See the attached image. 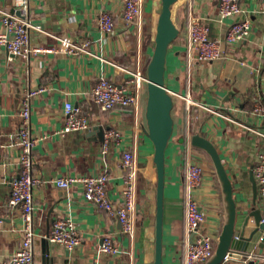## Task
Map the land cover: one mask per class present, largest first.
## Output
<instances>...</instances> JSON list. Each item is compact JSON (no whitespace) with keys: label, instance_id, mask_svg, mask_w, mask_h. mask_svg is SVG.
<instances>
[{"label":"crops","instance_id":"0c3cea01","mask_svg":"<svg viewBox=\"0 0 264 264\" xmlns=\"http://www.w3.org/2000/svg\"><path fill=\"white\" fill-rule=\"evenodd\" d=\"M141 29L127 31L121 20L120 0H32V22L40 30L31 33L32 45L57 50L41 54L30 61L7 60L6 48L0 46V264L9 261L20 249L22 212L9 205L10 181L20 174L21 152L17 144L23 92L27 87L43 88L32 105V133L38 138L33 149V170L44 182L35 192L34 226L39 237L35 243V264H146L153 254L151 238L155 218L144 205L154 196L156 167L153 143L146 134V81L141 88L138 109H115L103 112L90 95L102 75L122 83L146 71L154 50L157 25L155 1L145 0ZM220 0H180L173 14L177 25L184 22L179 38L171 45L167 63V87L174 97L175 133L166 157V191L164 209L165 264H185L187 246L186 172L188 163L196 161L206 171L203 187L196 192L205 214L206 226L217 246L225 226L222 188L215 167L205 152L193 148L191 137L202 134L217 147L223 165L234 184L240 221L260 210L264 202L255 201L251 175L258 155L264 148V117L256 112L264 108V0H243L242 7L251 21L247 38L239 45L227 46L229 57L221 62H201L198 50L188 37L191 16H197L209 27V36L222 41L231 19L219 17ZM13 0H0V34L4 33L1 12L13 13ZM113 16L116 29L104 34L98 16ZM78 45L88 44L87 52L71 56L61 51V38ZM192 102L188 107L186 100ZM66 103L79 106L91 121V129L63 137L56 132L64 125ZM111 130L122 133L120 141L111 142L106 154L103 144ZM104 133V134H102ZM101 134L103 137H101ZM124 151H135L140 168L137 180L136 231L131 239L122 234L121 224L105 211L89 204L78 185L58 189L53 181L59 177L110 175L108 195L113 203L122 198L123 175L120 160ZM151 182V183H150ZM150 183V184H149ZM154 201V200H152ZM70 218L78 226L82 244L74 250L47 245L43 240L52 224ZM250 219L249 227H254ZM110 237L121 254L101 253L104 237ZM264 264V249L252 245L245 260L225 264Z\"/></svg>","mask_w":264,"mask_h":264},{"label":"built area","instance_id":"2783aa9c","mask_svg":"<svg viewBox=\"0 0 264 264\" xmlns=\"http://www.w3.org/2000/svg\"><path fill=\"white\" fill-rule=\"evenodd\" d=\"M32 0H13L15 4L14 12H1V24L4 33L0 34V46L6 48L8 52L7 60L13 58H23L28 61L32 57L41 54H54L57 50L35 47L32 45L31 33L33 30H40V26H35L32 22ZM123 9L121 20L127 31L136 26L141 29L142 16L145 8V0H120ZM243 0H220L219 17L231 19L222 41L211 39L210 29L197 16H191L188 25V37L193 47L198 50L201 62H223L228 57L227 46L239 45L243 42L252 27L251 21L247 17H241L245 10L242 7ZM264 12V8H263ZM98 26L102 33L111 35L116 29V22L113 16L107 12H102L98 16ZM61 51L67 55H77L87 52L88 44L78 45L69 38H61ZM131 77L122 83L109 80L102 75L98 83L91 90L90 95L93 102L99 106L103 112H111L115 109L127 110L132 107L138 109L141 100V88L146 79L138 73H131ZM44 91L43 88L33 89L27 87L23 92L18 115L20 116V127L18 130L17 144L20 148V174L10 181L9 205L22 212V242L20 249L11 257L9 261L1 264H35L34 247L39 237L35 232L34 214L35 192L42 185L43 181L35 175L33 170V149L38 144V138L32 133V105L34 99ZM188 107L192 106L189 98L186 100ZM258 113L264 117V108H257ZM64 125L56 132L65 137L77 131H88L91 129V121L78 106L66 103L64 108ZM122 133L111 130L106 134L103 144V153L109 150L111 142L120 141ZM257 166L254 169L256 183H258V196L264 202V148L258 155ZM186 172L187 201L186 218L187 234L192 242L187 246L185 264H206L214 255L216 245L213 235L207 229L205 214L202 211L201 203L196 197V192L203 187L204 167L196 161L188 163ZM120 167L123 175L122 198L119 202L113 203L108 195V183L110 175L108 172L91 175L59 177L53 181L56 188L71 189L80 185L83 188V196L87 203L92 204L105 211L110 217L116 218L122 227V234L133 238L136 231L137 212V180L139 166L135 151H124L120 160ZM264 220V219H263ZM51 232L46 237L54 245L63 246L68 250H74L82 243L78 226L70 218H60L53 222ZM101 253L116 256L122 250L113 240L106 236L102 239L99 247ZM232 260L230 254L225 257V263Z\"/></svg>","mask_w":264,"mask_h":264},{"label":"water","instance_id":"95a60500","mask_svg":"<svg viewBox=\"0 0 264 264\" xmlns=\"http://www.w3.org/2000/svg\"><path fill=\"white\" fill-rule=\"evenodd\" d=\"M180 0H156L155 16L158 19L154 32V50L146 71V134L153 143L155 152L153 165L156 167L154 183V196H149L144 203L149 208L150 215L155 218V230L151 238L153 254L146 264H165L164 253V209H165V181H166V157L168 147L175 133V120L173 116L174 97L167 87V63L171 45L179 38L184 29V22L177 25L173 14ZM78 107V106H77ZM104 134V133H102ZM101 134V137L103 135ZM191 145L209 155L215 167L218 182L222 188L223 203L225 207V226L219 236V243L214 255L206 264H225V257L230 254L237 261L245 260L250 254L252 245L264 249V218L260 210L245 216L244 222L240 221L238 204L234 194V184L230 179L226 166L217 147L202 134H194L191 137ZM251 181L254 183V198L258 197V183L252 173ZM151 183V182H150ZM149 183V184H150ZM154 200V201H152ZM137 213L142 205L137 204ZM254 220V227H249L250 219ZM190 236L189 241L192 242ZM48 246L50 242L45 239ZM50 247V246H49ZM253 264V263H252Z\"/></svg>","mask_w":264,"mask_h":264},{"label":"rangeland","instance_id":"374dc122","mask_svg":"<svg viewBox=\"0 0 264 264\" xmlns=\"http://www.w3.org/2000/svg\"><path fill=\"white\" fill-rule=\"evenodd\" d=\"M146 90V89H145ZM203 154H204V156H205V153L204 152H202ZM205 170V169H204ZM205 175H206V171H205V174H204V179H205Z\"/></svg>","mask_w":264,"mask_h":264}]
</instances>
